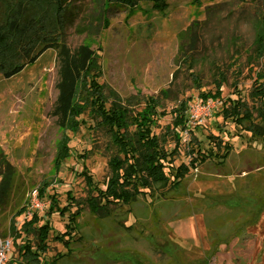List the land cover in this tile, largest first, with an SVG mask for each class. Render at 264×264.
I'll return each instance as SVG.
<instances>
[{
    "label": "rangeland",
    "instance_id": "obj_1",
    "mask_svg": "<svg viewBox=\"0 0 264 264\" xmlns=\"http://www.w3.org/2000/svg\"><path fill=\"white\" fill-rule=\"evenodd\" d=\"M102 1L66 4L63 41L92 48L99 83L136 109L143 105L142 97L161 96L165 114L154 133L170 126L169 110L181 99L217 86L220 96H212L221 102L239 96L251 102L255 72L264 61L251 65L247 55L264 0H166L167 7L155 12L145 11V4L133 9L114 5L106 11ZM218 73L225 81L218 80ZM56 80L53 49L11 77L0 75V238L12 241L4 264L25 263L16 249L25 236L14 241L9 227L14 212L42 182L48 183L42 195L38 191L42 218L49 194H56L59 207L67 204L68 191L80 202L70 209L80 207L79 230L67 247L52 239L65 230L66 217L57 212L49 217V249L42 256L47 264L56 254L64 255L54 264H264V124L258 117L257 131H246L220 114L221 104L193 129L198 145L189 141L190 133L179 132L175 154L174 141L166 136L172 166L188 167L179 184L153 188L151 201L139 196L130 206H116L111 217H99L84 204L83 171L102 186L114 151L87 111L79 116L76 131L57 126L50 114ZM63 133L70 139L69 155L56 168V145ZM211 136L230 144L225 157L207 153L210 147L215 151ZM191 148L205 157L191 163ZM20 221V216L14 219L15 228Z\"/></svg>",
    "mask_w": 264,
    "mask_h": 264
},
{
    "label": "trees",
    "instance_id": "obj_2",
    "mask_svg": "<svg viewBox=\"0 0 264 264\" xmlns=\"http://www.w3.org/2000/svg\"><path fill=\"white\" fill-rule=\"evenodd\" d=\"M196 1V0H194ZM70 0H0V75L4 78L20 72L28 64L34 62L45 50L53 49L57 59V89L56 98L50 110L57 126L64 132L76 131L81 123L79 116L87 111L96 125L105 130L108 142L114 154L108 161L109 175L103 185L97 186L91 178L84 174L87 195L84 204L90 214L99 217H111L113 209L121 204L132 205L137 197L151 201L152 189L175 187L188 172L186 164L172 166L173 158L165 149L166 136L174 141L172 151L178 154L181 136L178 134L185 126L186 109L189 97L181 99L169 110L170 126H165L164 133H154L157 119L165 114L160 95L142 97L143 104L136 109L133 103L119 97L105 84L99 83L96 54L85 44L70 47L63 41L66 24V4ZM145 4V11L155 12L167 7L166 0H103L102 7L107 11L114 5L126 6L129 9ZM264 61V6L255 25L254 36L247 55L251 65H261ZM259 65V66H260ZM236 69H239L237 67ZM193 76V73H190ZM239 74H237L238 76ZM258 81L249 93L250 101L241 97L222 100L220 114L232 117V121L255 133L257 124L255 117L264 124V65L255 72ZM200 87L198 78L192 77ZM218 80L225 81V76L218 73ZM235 84L237 82H234ZM199 97L220 96L217 86L213 92H200ZM189 141L198 145L194 130L189 131ZM212 137V148L207 153L213 157H225L230 150V144ZM68 136L63 133L56 145L54 164L60 167L69 155ZM211 142V141H210ZM195 157L203 159L204 152L199 148L189 150ZM167 169V170H166ZM48 183L38 185L39 195H42ZM0 189H2V184ZM48 209L45 218L33 212L22 220L19 228H15L14 219L26 209V203L13 214L9 229L13 240L25 239L16 244L18 256L25 260L24 264H47L42 256L49 249L52 225L49 217L57 212L66 217L65 230L56 233L52 239L65 247L75 239L78 232L80 207L71 211L72 205H80L71 192H67V204L58 205L56 194H49ZM80 237V236H79ZM78 237V238H79ZM64 254L53 256L51 263L59 261Z\"/></svg>",
    "mask_w": 264,
    "mask_h": 264
},
{
    "label": "built area",
    "instance_id": "obj_3",
    "mask_svg": "<svg viewBox=\"0 0 264 264\" xmlns=\"http://www.w3.org/2000/svg\"><path fill=\"white\" fill-rule=\"evenodd\" d=\"M221 105V100L214 96L205 98L195 97L187 102L185 126L179 132L188 136L189 131L204 123L212 112ZM37 189L30 192L26 209L20 215L21 221L31 216L33 212L41 210L43 203L39 201ZM12 241L9 238H0V264H4Z\"/></svg>",
    "mask_w": 264,
    "mask_h": 264
}]
</instances>
